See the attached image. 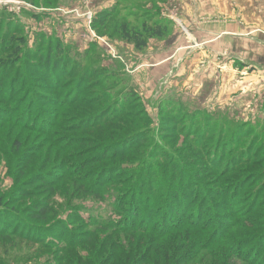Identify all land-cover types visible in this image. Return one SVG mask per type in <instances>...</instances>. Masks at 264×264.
Returning a JSON list of instances; mask_svg holds the SVG:
<instances>
[{
	"label": "rangeland",
	"instance_id": "obj_1",
	"mask_svg": "<svg viewBox=\"0 0 264 264\" xmlns=\"http://www.w3.org/2000/svg\"><path fill=\"white\" fill-rule=\"evenodd\" d=\"M115 6V15L100 20V14ZM145 9H150L147 14L154 17L153 22L171 24L164 38L151 39L148 48L139 51L124 41L113 26L118 25L117 21L121 23V17L140 26ZM9 44L13 47L8 51ZM48 47H56L60 53L51 54L52 61L47 66ZM14 55L20 58L8 66L7 59ZM26 55L35 61L32 72L24 64ZM3 74L0 202L6 207L0 210V264H71L77 255L88 259L82 264H111L108 252L113 247L112 240L118 248L127 250L129 240L138 248L144 241L139 234L99 231L100 241L86 240L66 252L56 247L47 249L42 246L43 239L39 243L31 239L34 232L45 229L28 223L29 211L38 204L47 205L54 212L53 222H64L58 225L63 227L64 236L74 231L75 240L85 239L83 235L92 228L71 221L72 208L87 221L102 218L119 223L122 219L114 209L122 201L117 180L106 183L102 197L97 199L76 188L69 192L68 179L51 187L50 191L56 190L54 197L40 184L62 170H71L76 180L86 177L95 181L97 177L107 181L125 169L141 173L143 159H147L144 164L151 169V175L166 177L167 159L159 148H153L156 142L171 148L182 162H188L185 154L189 151L198 153L193 149L187 151L186 140L180 133L183 125L192 122V118L184 122L182 112L177 115L183 104L187 106L183 107L186 117L201 111L219 122L248 123L253 128L251 134L256 138L249 136L242 144L246 148L251 146L245 153L250 161L238 165L233 173L216 180L207 172L209 167L202 168L207 164L201 166L202 172L194 165L189 168L203 176L192 180L195 185H191V190L195 193L201 183L208 194V210L216 203L227 204L216 209L217 216L207 214L206 220L210 218L215 225L238 221L228 233V240L249 238L242 249L245 259L264 253V246L259 249L264 237V0H0V76ZM132 92L136 97L129 109L141 117L136 119L142 121L139 129H149L151 134L135 149L144 147L142 150L147 153L134 160L128 155L120 156L124 150L114 149V141L125 142L118 137H110V146L96 153L93 143L88 141L94 136L88 132L86 125L91 121H85L86 113L108 108ZM58 104H65V110L59 109ZM175 107L178 109L173 111ZM64 115L67 117L62 120L59 116ZM204 116H198L197 130L206 123ZM163 118H175L178 123L168 127L171 120L166 122ZM52 123L57 126L50 132ZM150 148L154 151L152 156L148 154ZM95 153L100 156L99 161L81 170ZM245 182L247 185L240 190ZM220 193L225 195L219 198ZM191 202L193 215L199 206ZM246 220L257 231L242 230L241 222ZM58 226L45 234L58 233ZM64 226L69 229L66 231ZM217 230L225 229L220 226ZM145 240L144 247L151 243L150 238ZM56 241L65 243L58 238ZM217 248L213 250L220 252ZM158 249L154 247L152 253ZM234 264L244 262L236 259Z\"/></svg>",
	"mask_w": 264,
	"mask_h": 264
},
{
	"label": "trees",
	"instance_id": "obj_2",
	"mask_svg": "<svg viewBox=\"0 0 264 264\" xmlns=\"http://www.w3.org/2000/svg\"><path fill=\"white\" fill-rule=\"evenodd\" d=\"M125 9H127L126 6ZM148 11H150V9H145L143 11L145 13L141 15L144 17L142 18L143 22L140 26H133V24L125 22L120 16L121 12L116 14L121 17V23L119 24L117 21L119 26H113V28L117 29V31H119L122 35L124 41L134 45L139 51L146 50L151 39L164 38L169 31L168 27L171 24L169 21L153 22L154 17L151 19V16L149 17L147 14ZM116 12V6L113 7V10H106L100 14V20L103 19V21H106V18H109L111 15H115ZM48 45H50V43ZM12 47L13 45L9 44L7 47L9 48L8 51L11 50ZM48 48V56L45 60L47 66L50 64L49 62L52 61L51 54L58 55V52L60 53V51L55 49L56 47ZM58 57L59 56H57V58ZM18 58H20L19 55H14L7 59L8 64H6L9 66L11 65V61ZM29 58L30 57L26 55V58L23 61L28 68V72H32V70L35 69L36 64H34V60H29ZM3 77L4 74L0 76V85L2 82L1 78ZM134 92L125 95V98L122 101L116 100L108 108H98L94 109V111L86 113L88 118H85L86 120H84L86 122L91 121L86 125L88 126V132L94 136H90L88 141L93 143V149H96V153H98L99 149L102 147L107 148L110 146L108 144L111 142L109 141L110 137L111 139L118 137L119 140L125 142L121 144L114 141V149L118 150L119 148L120 151L124 150L121 152L120 156L122 155L125 157V155H128L131 156V160H134L147 153L142 150L144 147L135 149L136 144L142 142L143 138L145 139V136L150 137L151 134L149 129H139L142 121H138L136 119L141 117L133 115L129 109V107H131L130 102L133 100L132 98L136 97V92ZM1 99H5V96H2ZM6 100H8V97H6ZM168 100L172 104L176 103V101H172L170 99ZM162 103L159 105L160 111ZM57 106L62 110L66 107L65 104H58ZM183 107L187 108L185 104H183ZM183 107L179 108L177 115H181L182 112L181 118L183 121L185 122L186 118H192V122L189 125H183L182 129H180V133L186 140L187 151L193 149L197 150L198 153L195 152V154H189V151L185 154L188 162L183 161V163L182 159L177 157L176 153L171 148H168L167 145L162 146L156 142L153 148H159L164 159H167L168 173L166 174V177H163L160 174L157 176L151 175V169H147L144 164L147 159H143L141 161L142 163L140 162V164H142L141 173H135L134 171L127 172L128 170L124 168L125 171H119L120 175L119 173H116V177L111 176L106 179L107 181L102 179V177H97L95 181V179L92 180L86 177L76 180L75 174H73L71 170H62L60 174L53 173L47 178L48 181L43 180L40 184L49 191L51 197H54L53 195L56 194V190L52 189L50 191L51 187L59 182L67 181L68 179L70 181L68 184L70 188L69 192L76 188L81 193L83 192L85 195H89L97 199L102 197L101 193L104 191L106 183L111 184L117 180L116 183L121 186L119 187L121 192H119L122 194V201L119 206L115 204L113 205H115V213L119 214L122 219L119 223L114 222L111 219L107 220L102 218L87 221L80 217V212H75L73 211L75 208H72L69 210L70 212H73L71 213L69 219L77 222L79 225H87L90 229L92 228L90 231L86 232L85 235H83L85 236V239L75 240L74 236L76 233L74 231L72 232L73 234L64 236L65 232L63 227L58 226L59 224H64V222L62 220L53 222L54 218L52 219L51 214L54 216V212H50L47 205L38 204L36 209L29 211L31 217V219H28L29 222L24 217L26 222L30 224L33 222L34 225L45 229V231H51L55 228V226H58L59 232L57 233L54 231L52 234H45V231L41 230L39 233L34 232V237L32 236L31 239L38 243L43 239L42 246L47 249L56 247L61 249V251L66 252L76 245L86 243V240L99 239L100 241L99 231H114L120 234H128V232H130L132 235L139 234L140 237H142L141 239L144 241L139 243L137 248L129 240V246L127 250H125V248H118L112 240L113 247L108 252V254L112 256L111 264H234L236 259L242 263L244 262V264H264V253L260 254V252H258L259 254L257 253L255 258H244L245 253H243L242 249H244L250 242L249 238H238V240L235 241L233 238L231 239L232 241L228 240L230 239V235L228 233H230L231 230L239 224L238 221L235 222L233 220L230 222L231 224H221L220 222H216L215 225L213 221H210V218L208 221L206 220L207 214L213 218V216H217L216 209L226 207L227 204L224 206H218L216 203L215 205H212L213 207L210 210H208L209 206L206 207V203H208L206 197L208 194L201 183V187L199 186L195 193L192 192L194 190H191V185L194 184L192 180L196 179L198 181L197 177L202 178L203 176L196 174L197 171H192L189 168L194 165L198 169V172H202L200 169L201 166L207 164L202 168L209 167L207 172H209V175L211 176H216V180L223 178L222 176L225 174L233 173L238 165H242L250 161V156H246L245 153L248 152L249 147L251 146L246 148L243 147L242 144L249 136L256 138V136L251 134V130H253V128L248 123L235 124L231 122H219L216 120V117H211L209 114H202L201 111L194 112L190 114L189 117H186L184 115L185 113ZM177 109L178 108L175 107L173 108V111ZM69 113H71L70 116H73L74 111ZM200 115H206L204 116L206 123L197 130L195 122H198V116ZM59 117L63 120L67 117V115ZM56 118L57 117H53V119ZM163 119H165L164 121L166 122L171 120V122H167L168 127L171 126V124L178 123L175 118ZM54 126H57V123L51 124L50 132L53 130L52 127ZM251 137L250 139H252ZM153 148H150V151L148 152L151 156L154 153ZM96 153L94 156L87 159L88 161L82 165L81 170L86 165L99 161L100 156H96ZM105 156H107V154H105ZM134 168L135 167H133V169ZM81 170L76 172V174ZM184 182L187 183L185 184L186 188L183 192ZM246 185V182L241 184L239 189L241 190L245 188ZM158 192H161V194ZM218 195L220 198L221 195L225 194L220 193ZM138 197H141V199L138 200ZM131 198H134L137 202ZM191 201H193L194 206H199L198 210L195 214L193 213V215L190 212V206L192 205ZM199 202L201 204H198ZM5 207L6 204L0 202V210ZM11 212L20 216L16 210H12ZM38 221L44 222L43 226H39L40 224L36 223ZM139 222L141 224H139ZM50 223H53V225L48 226ZM241 223H243L241 224L242 230H246V228H255V231H257L256 226L249 224V221L246 220ZM220 226L225 229L223 232H218L217 229ZM64 227L66 228V226ZM37 229L39 230L40 228ZM68 229L69 227L66 228V231ZM172 235L174 236L172 237ZM146 237L151 239V243L144 247ZM56 238L62 239L65 243L56 241ZM162 244L167 245L162 246ZM94 245L98 246L95 243ZM216 246L221 249L220 252L213 250ZM263 246L264 237L260 241L259 249L262 250ZM154 247H156V249L160 248L155 251V254L152 253ZM93 249L94 248H91L90 251L94 252ZM140 250H143V255L139 252ZM210 253L212 255H210ZM209 256L211 258H209ZM84 260L88 262L87 258L77 255L71 264H82Z\"/></svg>",
	"mask_w": 264,
	"mask_h": 264
}]
</instances>
